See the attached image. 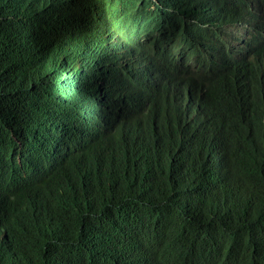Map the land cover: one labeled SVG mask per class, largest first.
<instances>
[{
	"label": "clouds",
	"instance_id": "1",
	"mask_svg": "<svg viewBox=\"0 0 264 264\" xmlns=\"http://www.w3.org/2000/svg\"><path fill=\"white\" fill-rule=\"evenodd\" d=\"M167 4L166 0H0V81L13 77V61L22 55L45 88L69 79L72 88L82 91L78 103L55 101L40 115L25 99L15 113L20 125L6 128L0 137V148L15 145L0 150V246L6 254L17 259L43 254L56 260L67 253L68 245L81 240L79 231L72 232L78 215L90 211L93 199L107 193L102 169L123 154L122 162L114 166L127 163L130 169L140 168L149 153L162 159V139L168 135L178 137L182 153V171L176 170L173 159L169 163L178 180L191 176L210 190L232 188L240 165L230 143L228 108L211 110L208 94L175 79L152 88L130 76L132 59L134 65L146 62L149 50L180 64L187 53H195L191 60L197 62H212V54L218 55L220 42L211 41L215 34L208 35L211 40L206 44H217V49L190 48L192 39L180 29L198 23L164 21L168 12L175 11H169ZM247 4L220 43L234 58L264 47V8H254L263 19L256 21L252 1ZM201 7L202 3L197 10ZM194 33L189 29L187 34ZM130 41L137 45L135 51ZM96 54L97 64L85 69L84 62ZM120 64L134 81L124 95L118 80ZM142 75L151 76L147 67ZM10 88L0 87V94ZM101 106L105 112L99 117ZM21 129L23 138L18 134ZM87 151L94 155L87 156ZM106 153L110 158L104 157ZM104 212L92 227L103 222Z\"/></svg>",
	"mask_w": 264,
	"mask_h": 264
},
{
	"label": "trees",
	"instance_id": "2",
	"mask_svg": "<svg viewBox=\"0 0 264 264\" xmlns=\"http://www.w3.org/2000/svg\"><path fill=\"white\" fill-rule=\"evenodd\" d=\"M166 1L169 11L174 8V13L168 12L166 18L156 17L177 24L198 23L192 28H181L180 32L192 39L190 48L194 51L201 47L217 49L220 45L218 55L212 54L215 58L212 62H197L191 60L195 53H187L180 64L149 50L146 62L134 65L132 59L130 76L147 81L152 88L154 84L175 79L208 94L206 103L211 110L228 108L230 143L239 154L240 165L232 188L210 190L191 176L178 180L169 163L173 159L176 170L182 171V153L178 137L168 135L162 139V159L149 153L140 168L130 169L127 163L114 166L122 162L121 158L126 156L123 154L102 169L107 193L95 197L94 207L78 215V226L73 225L72 232L79 231L81 240L77 245H68L67 253L56 260L43 254L36 258L20 255L17 259L0 246V264H264V47L234 58V54L228 56V46L219 43L220 38H228L227 26L238 20L250 0ZM251 1L253 18L263 20L254 8L263 9L264 0ZM189 29L195 33L187 34ZM209 34H215L212 40ZM209 40L219 45L209 46L206 44ZM130 42L135 51L137 45ZM92 64H97V54L84 62L85 69ZM123 67L120 64L118 74L122 95L130 91L134 82ZM144 67L151 76L142 75ZM68 83L69 79L64 85L52 83L45 88L40 78L26 67L24 57H16L13 77L0 81L1 88L11 87L0 94L3 111L0 137L6 128L20 125L15 113L25 99L35 104L36 115L55 101L78 103L82 91ZM18 134L23 138L22 129ZM45 134L49 138L48 130ZM7 146L4 149L15 148L14 144ZM86 155L94 153L87 151ZM110 155L106 153L104 157ZM17 178H21L20 174ZM102 212L103 222L92 227ZM92 232L93 238H89Z\"/></svg>",
	"mask_w": 264,
	"mask_h": 264
},
{
	"label": "bare ground",
	"instance_id": "3",
	"mask_svg": "<svg viewBox=\"0 0 264 264\" xmlns=\"http://www.w3.org/2000/svg\"><path fill=\"white\" fill-rule=\"evenodd\" d=\"M45 12H46V11H45ZM232 27H233V26H231V29H232ZM221 42H222V38H221ZM210 50H212V49H210ZM54 62H56V60H54ZM118 110L120 111V114H121L122 109H121V107H120V103H119V109H118ZM104 112H105V110H104L103 106H101L99 117L103 116ZM111 112H112V109L110 110L109 114H111ZM102 120H103V119H102ZM100 121H101V120H100ZM94 122H96V121H94ZM101 122H102V121H101ZM93 124H94V123H93ZM81 132H82V131H81ZM100 145L103 146L104 144L101 143ZM8 169H9V168H8Z\"/></svg>",
	"mask_w": 264,
	"mask_h": 264
},
{
	"label": "water",
	"instance_id": "4",
	"mask_svg": "<svg viewBox=\"0 0 264 264\" xmlns=\"http://www.w3.org/2000/svg\"><path fill=\"white\" fill-rule=\"evenodd\" d=\"M221 43V42H220Z\"/></svg>",
	"mask_w": 264,
	"mask_h": 264
}]
</instances>
